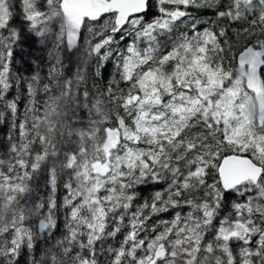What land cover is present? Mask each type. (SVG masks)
<instances>
[{
    "label": "trees",
    "instance_id": "obj_1",
    "mask_svg": "<svg viewBox=\"0 0 264 264\" xmlns=\"http://www.w3.org/2000/svg\"><path fill=\"white\" fill-rule=\"evenodd\" d=\"M58 3L2 6L0 264H146L157 244L154 264H264V120L235 63L264 50V0H148L117 33L112 14L84 20L71 52ZM175 47L199 59L190 74ZM219 97L245 111L235 133ZM107 127L119 140L96 187L103 227L90 233L58 201L83 161L110 153ZM228 155L262 167L250 190L220 185Z\"/></svg>",
    "mask_w": 264,
    "mask_h": 264
},
{
    "label": "water",
    "instance_id": "obj_2",
    "mask_svg": "<svg viewBox=\"0 0 264 264\" xmlns=\"http://www.w3.org/2000/svg\"><path fill=\"white\" fill-rule=\"evenodd\" d=\"M148 0H59V12L62 18L63 43L67 52L78 44L81 26L84 20L95 21L103 15L112 14L114 29L117 33L126 25L129 18L145 13ZM235 63L244 66L246 77L244 87L252 95L255 103V120L258 125L264 120V83L260 75L263 64L262 53L257 48L240 50ZM117 128L104 129L102 150L108 154L117 144ZM218 179L223 188L229 189L242 182H255L262 175V167L247 156L228 155L221 159L217 168ZM161 244L154 248L146 264H154L164 255Z\"/></svg>",
    "mask_w": 264,
    "mask_h": 264
},
{
    "label": "rangeland",
    "instance_id": "obj_3",
    "mask_svg": "<svg viewBox=\"0 0 264 264\" xmlns=\"http://www.w3.org/2000/svg\"><path fill=\"white\" fill-rule=\"evenodd\" d=\"M5 0H0V19L3 18V3ZM30 6V4H29ZM262 53V56L264 54V50H260ZM173 56L178 58V64L176 67L178 68V71L180 72H186L191 73L193 66L196 65L197 56L191 52H187L185 55H182V52L177 47L173 48ZM190 55V57H189ZM186 66V71H184L183 66ZM159 67V66H157ZM237 76L239 79L245 80L246 72L244 66H237ZM216 90H212L211 92L214 93ZM199 92V90H198ZM242 96V94H240ZM223 98L219 97L218 104L219 107H221L222 111L228 116L227 117V123H226V129L227 134L235 133L236 130L239 129V122L240 118L244 117L245 111L242 110H235L236 104L232 103L230 107H227V102L222 100ZM119 140V139H118ZM110 152L108 155L102 157L98 156L97 154L91 155V158L95 160L92 161V164L90 165L87 161H83L81 165L77 168L78 172V180L74 187H67L65 190V193L69 192V196L61 199L58 201L59 205L62 207L66 206L69 207V210L72 208V213H75V209H78V215L79 217L84 220V227L90 232H95L97 230H101L103 227V224L100 223V216H101V210L102 205L98 201V198L96 197V192L98 187V178L101 175L107 174V162L109 160V157L111 156ZM84 160V158H83ZM250 182H242L236 186H233L229 189H233L238 193L244 192V190L248 189L250 190L249 184ZM53 186V185H52ZM44 228L49 229L50 228V222L51 218L50 216H46L44 220ZM235 228L236 225H234ZM226 228H220V232H227Z\"/></svg>",
    "mask_w": 264,
    "mask_h": 264
}]
</instances>
